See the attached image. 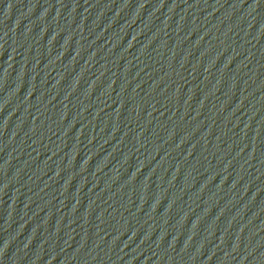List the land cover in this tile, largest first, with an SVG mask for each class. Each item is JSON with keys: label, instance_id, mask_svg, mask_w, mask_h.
<instances>
[{"label": "water", "instance_id": "water-1", "mask_svg": "<svg viewBox=\"0 0 264 264\" xmlns=\"http://www.w3.org/2000/svg\"><path fill=\"white\" fill-rule=\"evenodd\" d=\"M0 264H264V0H0Z\"/></svg>", "mask_w": 264, "mask_h": 264}]
</instances>
